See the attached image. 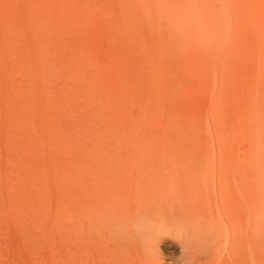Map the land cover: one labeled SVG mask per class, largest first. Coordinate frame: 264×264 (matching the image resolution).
Returning a JSON list of instances; mask_svg holds the SVG:
<instances>
[{
	"label": "rangeland",
	"instance_id": "1",
	"mask_svg": "<svg viewBox=\"0 0 264 264\" xmlns=\"http://www.w3.org/2000/svg\"><path fill=\"white\" fill-rule=\"evenodd\" d=\"M23 1L0 0V264H77L74 186L81 176L106 168L116 183L174 189H203L205 182L225 178L228 168L217 164L218 157L244 153L237 121L242 100L225 95L222 86L226 80L233 92H242L239 62L211 75L199 56L183 50L175 63L164 58L160 66L139 43L142 38L120 25L116 39L128 56L122 65L133 69L132 79L125 77L133 83L129 89L118 80L116 65L103 59L100 0L79 6ZM252 37L246 29L241 46H252ZM258 100L264 115V94ZM262 136L258 156L264 170V131ZM100 156L119 159L108 167ZM256 177L250 173V201ZM85 239L81 264H100L97 237ZM179 251L175 238L161 248L166 261L177 259Z\"/></svg>",
	"mask_w": 264,
	"mask_h": 264
},
{
	"label": "bare ground",
	"instance_id": "2",
	"mask_svg": "<svg viewBox=\"0 0 264 264\" xmlns=\"http://www.w3.org/2000/svg\"><path fill=\"white\" fill-rule=\"evenodd\" d=\"M70 1L77 6L86 2L66 0L65 3ZM100 2L101 7L105 5V12L102 14L105 22L99 29V39L104 48L101 47L104 50L103 59L111 65H116L118 80L128 86L130 81L125 77L131 74L132 79L133 69L126 68L127 64L126 67L122 65V59H127L128 56L121 50L116 39L120 25L128 27L142 38L139 43L152 54L160 66L165 61L164 58H170L175 63L178 54L183 50H192L194 55L199 56L202 67L204 66L211 75L218 74L220 67H224V72V69L230 70L239 62L245 72L244 80L240 83L242 92H233L226 80L222 86L225 95H234L242 100L241 113L237 121L238 129L243 136L244 153H239L236 158H230L227 153L220 155L217 164L221 163L220 165L228 168L226 174L224 173L225 178L215 181L214 177L213 181H207L202 185L203 189L200 184L196 186L185 184L182 187L178 186L179 189H176L178 188L176 185L174 189L165 185L138 186L136 183L137 186L130 187L109 179L106 168H103L104 171L101 173L93 172L76 179L74 222L77 264L82 263L83 241L85 237L91 235L96 236L101 245L100 264H264V170L259 166L258 156L260 139L263 138L260 135H263L264 131L262 104L260 105L258 100L259 95L264 94L262 89L264 0H100ZM34 6L38 8L36 4ZM65 10L66 13L69 12L66 6ZM111 15L113 19L106 20ZM41 18L42 15L39 19ZM36 26L40 24L35 25L37 30ZM117 27L119 28L115 31ZM246 29L253 36L252 46L242 47L240 43ZM39 33L40 30L37 35ZM43 40L44 38L40 40L42 44ZM41 47L37 46L39 49ZM44 47L46 49L47 45ZM40 51L42 52V49ZM229 77L237 78L236 75L232 77L227 74L226 78L231 79ZM139 80L142 79L137 81ZM136 84L134 85L137 86ZM131 85L129 89L132 88ZM139 96L142 97V92ZM210 156L213 159L212 154ZM170 157L172 159L173 155ZM99 158L102 160H96L95 157L94 160L108 167L116 164L119 159L107 156ZM211 163L215 166L216 159ZM119 165L121 166L120 163ZM250 173L257 176L252 185L254 192L251 201ZM126 188L131 191H126ZM168 238H175L178 241L180 255L177 259L166 261L161 248Z\"/></svg>",
	"mask_w": 264,
	"mask_h": 264
}]
</instances>
